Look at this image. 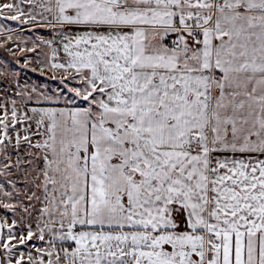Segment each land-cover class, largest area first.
Here are the masks:
<instances>
[{
	"label": "snow or ice",
	"instance_id": "snow-or-ice-1",
	"mask_svg": "<svg viewBox=\"0 0 264 264\" xmlns=\"http://www.w3.org/2000/svg\"><path fill=\"white\" fill-rule=\"evenodd\" d=\"M0 21L51 31L0 23V47L62 85L0 70V264H264V0H0Z\"/></svg>",
	"mask_w": 264,
	"mask_h": 264
},
{
	"label": "rangeland",
	"instance_id": "rangeland-1",
	"mask_svg": "<svg viewBox=\"0 0 264 264\" xmlns=\"http://www.w3.org/2000/svg\"><path fill=\"white\" fill-rule=\"evenodd\" d=\"M0 23H5L7 26L16 29L23 40L28 41V46H31V41L35 40L38 35L45 39L52 38L51 31L46 28H31V26H20L16 22L12 21H0ZM4 39V37H0V42H3ZM17 43L18 42L14 38V40L12 42H8L5 47H0V70L7 68L9 71L18 72L20 74L19 80L22 84H36L47 88L48 91H52L53 89L62 87V85L59 84V74H57V78L55 80L51 78L52 73L50 72H46L44 75H41L39 67L35 64L34 60L31 64V67L28 69L21 67L26 57H20V63L17 64V58L13 57L11 53L7 51V48L9 47L13 48V50H16ZM26 56H34V54L27 53ZM41 58L43 57L41 56ZM32 69L36 70L33 71Z\"/></svg>",
	"mask_w": 264,
	"mask_h": 264
}]
</instances>
